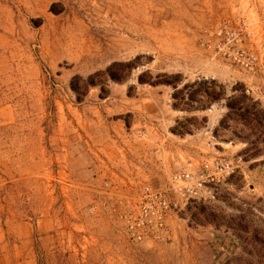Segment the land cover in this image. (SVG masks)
I'll use <instances>...</instances> for the list:
<instances>
[{
	"label": "rangeland",
	"instance_id": "obj_1",
	"mask_svg": "<svg viewBox=\"0 0 264 264\" xmlns=\"http://www.w3.org/2000/svg\"><path fill=\"white\" fill-rule=\"evenodd\" d=\"M246 1L0 0V264H264V59L248 75L199 42ZM236 154L170 242L124 238L144 186Z\"/></svg>",
	"mask_w": 264,
	"mask_h": 264
},
{
	"label": "built area",
	"instance_id": "obj_2",
	"mask_svg": "<svg viewBox=\"0 0 264 264\" xmlns=\"http://www.w3.org/2000/svg\"><path fill=\"white\" fill-rule=\"evenodd\" d=\"M199 42L211 57L235 70L255 75L264 59V1L236 3L229 14L202 33ZM243 92L253 101H260L262 93L258 86H245ZM134 136L142 138L140 132ZM259 161L264 164V154ZM244 166L240 154L207 157L197 164L186 162L171 173L164 189L144 186L138 205L117 215L122 235L135 244L170 242L171 214L190 203L214 202L221 187L239 175Z\"/></svg>",
	"mask_w": 264,
	"mask_h": 264
},
{
	"label": "crops",
	"instance_id": "obj_3",
	"mask_svg": "<svg viewBox=\"0 0 264 264\" xmlns=\"http://www.w3.org/2000/svg\"><path fill=\"white\" fill-rule=\"evenodd\" d=\"M94 145H101V144L97 141V143H94L93 146ZM93 148H95V150L97 151V153H101L102 151H106V149L104 148V146H102V147H93ZM29 232L30 231H28V228H27L26 225H22L21 224V225H18V228H16V235H17V238H19V239L20 238L28 237L29 236ZM28 250H29V246H28ZM29 252H30V250H29Z\"/></svg>",
	"mask_w": 264,
	"mask_h": 264
},
{
	"label": "trees",
	"instance_id": "obj_4",
	"mask_svg": "<svg viewBox=\"0 0 264 264\" xmlns=\"http://www.w3.org/2000/svg\"><path fill=\"white\" fill-rule=\"evenodd\" d=\"M260 263V262H259ZM259 263H257V264H259ZM261 264V263H260Z\"/></svg>",
	"mask_w": 264,
	"mask_h": 264
}]
</instances>
